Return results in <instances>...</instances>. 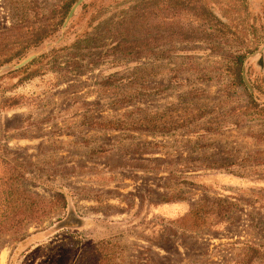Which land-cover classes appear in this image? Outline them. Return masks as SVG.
<instances>
[{"label": "rangeland", "instance_id": "obj_1", "mask_svg": "<svg viewBox=\"0 0 264 264\" xmlns=\"http://www.w3.org/2000/svg\"><path fill=\"white\" fill-rule=\"evenodd\" d=\"M135 1L86 0L0 68V151L24 178L10 206L50 213L0 238V264H74L102 240L120 264H243L254 250L263 262L264 116L228 67L247 56L248 91L264 105V0H208L232 29L224 38L107 56L104 25ZM63 2L0 0V30Z\"/></svg>", "mask_w": 264, "mask_h": 264}, {"label": "trees", "instance_id": "obj_2", "mask_svg": "<svg viewBox=\"0 0 264 264\" xmlns=\"http://www.w3.org/2000/svg\"><path fill=\"white\" fill-rule=\"evenodd\" d=\"M79 0H64L63 4L51 11L48 17L27 20L20 25L0 30V68L21 59L52 37L62 27L72 7ZM208 0H136L118 19L103 27L101 41H105L107 56H123L140 59L150 57L166 45L209 42L210 39L224 38L232 29L209 6ZM191 16L198 26L185 25L183 17ZM99 27V28H100ZM100 41V42H101ZM100 42H91L98 44ZM246 55L235 56L228 70L235 76L237 93L247 97L249 103L264 116V105L256 104L243 79ZM34 75L32 76H36ZM257 91L258 88L254 87ZM18 99H7L4 106L13 108ZM3 106V108H5ZM254 137L264 143V131ZM10 153L0 151V238L10 234H22L33 222H40L50 215L43 209H28L10 206L22 202L23 182L19 166L10 159ZM27 196V194H26ZM64 195L57 197L61 198ZM28 199V197H27ZM32 203L33 200H28ZM25 204V202L23 203ZM114 245L108 240L99 241L79 254L74 264H120L114 252ZM243 261L253 264L259 253ZM261 264H264V260Z\"/></svg>", "mask_w": 264, "mask_h": 264}, {"label": "water", "instance_id": "obj_3", "mask_svg": "<svg viewBox=\"0 0 264 264\" xmlns=\"http://www.w3.org/2000/svg\"><path fill=\"white\" fill-rule=\"evenodd\" d=\"M85 1H86V0H79V1L73 6V8L71 9V11H70V13H69V15H68V18H67V20H66L65 26L68 24V22H69V21L71 20V18L74 16L76 10H77V9H78V8H79V7L85 2ZM36 58H37L36 55H35V56H31L30 58L26 59L22 64H20L19 66H17L16 69H19V68L23 67L24 65H26V64H28V63H30V62H32V61H33L34 59H36ZM243 79H244V82H245V84H246L248 90H249L250 92L254 93V90H253L251 84L249 83V81H248V79H247V77H246V75H245V71H243Z\"/></svg>", "mask_w": 264, "mask_h": 264}]
</instances>
